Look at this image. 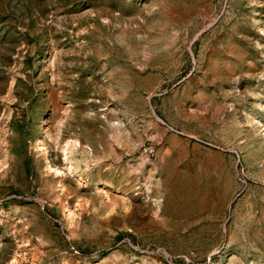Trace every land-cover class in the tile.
Returning a JSON list of instances; mask_svg holds the SVG:
<instances>
[{
    "label": "rangeland",
    "instance_id": "obj_1",
    "mask_svg": "<svg viewBox=\"0 0 264 264\" xmlns=\"http://www.w3.org/2000/svg\"><path fill=\"white\" fill-rule=\"evenodd\" d=\"M0 264H264V0H0Z\"/></svg>",
    "mask_w": 264,
    "mask_h": 264
}]
</instances>
